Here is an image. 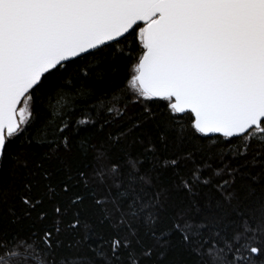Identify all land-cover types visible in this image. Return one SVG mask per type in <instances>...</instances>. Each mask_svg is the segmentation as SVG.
Returning <instances> with one entry per match:
<instances>
[{
    "label": "snow or ice",
    "instance_id": "6c2138e0",
    "mask_svg": "<svg viewBox=\"0 0 264 264\" xmlns=\"http://www.w3.org/2000/svg\"><path fill=\"white\" fill-rule=\"evenodd\" d=\"M0 264H264V0H0Z\"/></svg>",
    "mask_w": 264,
    "mask_h": 264
},
{
    "label": "trees",
    "instance_id": "16d2710c",
    "mask_svg": "<svg viewBox=\"0 0 264 264\" xmlns=\"http://www.w3.org/2000/svg\"><path fill=\"white\" fill-rule=\"evenodd\" d=\"M118 81H123V72L121 73L120 77L118 78ZM118 87H122L123 83L118 82L117 83ZM133 111H135V109H133ZM43 187V185H41V188ZM9 236H16L17 235V230L16 229H9ZM20 235H24L25 233L21 230L19 231Z\"/></svg>",
    "mask_w": 264,
    "mask_h": 264
}]
</instances>
